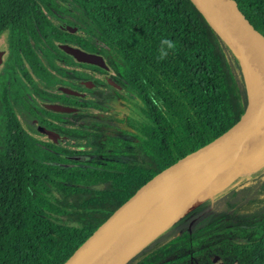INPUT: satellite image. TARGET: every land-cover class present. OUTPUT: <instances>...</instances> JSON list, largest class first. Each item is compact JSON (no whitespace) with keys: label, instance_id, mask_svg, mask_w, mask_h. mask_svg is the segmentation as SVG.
Returning <instances> with one entry per match:
<instances>
[{"label":"trees","instance_id":"16d2710c","mask_svg":"<svg viewBox=\"0 0 264 264\" xmlns=\"http://www.w3.org/2000/svg\"><path fill=\"white\" fill-rule=\"evenodd\" d=\"M78 1L94 15L103 34L124 58L131 80L145 92L150 110L156 102L162 161L139 181L124 177L119 185L98 188L118 177H103L92 170L47 173L37 169L41 164L25 152H13L20 146L19 138H3L0 264L67 262L137 189L236 117L246 99L236 54L191 0ZM236 1L264 34V0ZM36 6L38 0H0V30L12 21L30 17ZM165 38L174 40L177 47L158 61L160 41ZM226 205L182 230L181 222L196 209L128 264H213L214 255L237 264H264V202L256 197L239 206L230 199ZM236 236L244 240L248 236L249 241L237 244L233 241Z\"/></svg>","mask_w":264,"mask_h":264},{"label":"flooded vegetation","instance_id":"af4514ba","mask_svg":"<svg viewBox=\"0 0 264 264\" xmlns=\"http://www.w3.org/2000/svg\"><path fill=\"white\" fill-rule=\"evenodd\" d=\"M38 5L30 17L0 30V149L3 138L13 136L20 139L13 152L28 154L39 170L118 177L98 188L119 185L124 177L141 180L162 161L156 102L150 110L145 92L86 6L78 0ZM258 172L243 175L209 207L185 218L181 229L212 213L229 191L245 188L246 177L256 179ZM263 185L264 180L255 194L264 202Z\"/></svg>","mask_w":264,"mask_h":264},{"label":"water","instance_id":"95a60500","mask_svg":"<svg viewBox=\"0 0 264 264\" xmlns=\"http://www.w3.org/2000/svg\"><path fill=\"white\" fill-rule=\"evenodd\" d=\"M191 1L236 54L247 89L244 105L231 121L155 173L64 264H128L243 175L264 166V34L236 0ZM211 261L226 264L219 255Z\"/></svg>","mask_w":264,"mask_h":264},{"label":"rangeland","instance_id":"374dc122","mask_svg":"<svg viewBox=\"0 0 264 264\" xmlns=\"http://www.w3.org/2000/svg\"><path fill=\"white\" fill-rule=\"evenodd\" d=\"M253 174V173H252ZM252 174L248 175V177H246V181L244 182L247 183L246 187L243 189H236L234 191H229L225 198H227V200H225V198L223 197L222 200H224L223 203H219V205H217L214 208V212L215 211H222L227 207V202L228 200L231 199V201L235 202L237 205L239 204V206H242L246 201L248 200H252L256 197V192L260 187V183L264 180V166H262L259 170V172L257 173V177L255 179L256 176H253ZM241 182V180H240ZM255 194V195H254Z\"/></svg>","mask_w":264,"mask_h":264},{"label":"clouds","instance_id":"9594fccd","mask_svg":"<svg viewBox=\"0 0 264 264\" xmlns=\"http://www.w3.org/2000/svg\"><path fill=\"white\" fill-rule=\"evenodd\" d=\"M160 49H159V55L157 56L158 61H163L166 59L169 55V50H175L177 47V44L174 40L171 39H162L160 41Z\"/></svg>","mask_w":264,"mask_h":264},{"label":"bare ground","instance_id":"6f19581e","mask_svg":"<svg viewBox=\"0 0 264 264\" xmlns=\"http://www.w3.org/2000/svg\"><path fill=\"white\" fill-rule=\"evenodd\" d=\"M262 160H264V155H263V157H262Z\"/></svg>","mask_w":264,"mask_h":264}]
</instances>
